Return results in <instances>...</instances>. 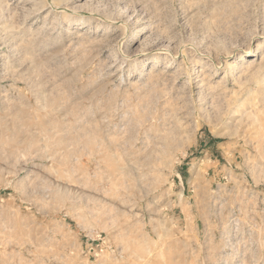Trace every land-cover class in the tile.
Returning <instances> with one entry per match:
<instances>
[{
    "label": "rangeland",
    "instance_id": "obj_1",
    "mask_svg": "<svg viewBox=\"0 0 264 264\" xmlns=\"http://www.w3.org/2000/svg\"><path fill=\"white\" fill-rule=\"evenodd\" d=\"M0 264H264V0H0Z\"/></svg>",
    "mask_w": 264,
    "mask_h": 264
},
{
    "label": "bare ground",
    "instance_id": "obj_2",
    "mask_svg": "<svg viewBox=\"0 0 264 264\" xmlns=\"http://www.w3.org/2000/svg\"><path fill=\"white\" fill-rule=\"evenodd\" d=\"M54 11V10H53Z\"/></svg>",
    "mask_w": 264,
    "mask_h": 264
}]
</instances>
